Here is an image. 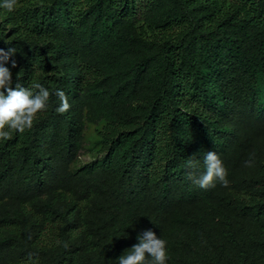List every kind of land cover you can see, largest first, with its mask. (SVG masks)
<instances>
[{"label": "trees", "instance_id": "trees-1", "mask_svg": "<svg viewBox=\"0 0 264 264\" xmlns=\"http://www.w3.org/2000/svg\"><path fill=\"white\" fill-rule=\"evenodd\" d=\"M10 46L50 96L0 143V264H118L145 229L167 264H264V0H17ZM209 150L227 185L193 183Z\"/></svg>", "mask_w": 264, "mask_h": 264}, {"label": "clouds", "instance_id": "clouds-1", "mask_svg": "<svg viewBox=\"0 0 264 264\" xmlns=\"http://www.w3.org/2000/svg\"><path fill=\"white\" fill-rule=\"evenodd\" d=\"M17 0H0V9L9 12L16 8ZM17 52L14 46L7 50L0 48V143L11 138L13 132L23 133L31 128L35 117L44 112L49 105V90L39 82H33L31 87H24L19 83L13 86L12 72L7 66L11 56ZM15 67V60L11 61ZM55 95L59 104L55 111L63 113L70 108L65 92L57 89ZM192 157V156H190ZM204 170L193 179V183L200 188L214 185L218 180L227 185V169L215 151H205L203 157ZM189 166H195L196 161L189 158ZM137 243L118 257V264H167V240L158 236L152 229H145L137 237Z\"/></svg>", "mask_w": 264, "mask_h": 264}, {"label": "rangeland", "instance_id": "rangeland-1", "mask_svg": "<svg viewBox=\"0 0 264 264\" xmlns=\"http://www.w3.org/2000/svg\"><path fill=\"white\" fill-rule=\"evenodd\" d=\"M83 159L88 160L89 159L88 155L86 154Z\"/></svg>", "mask_w": 264, "mask_h": 264}]
</instances>
